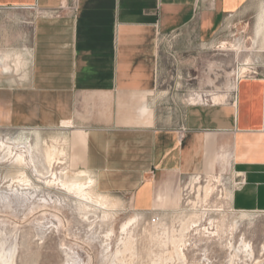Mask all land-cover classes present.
<instances>
[{"label":"crops","instance_id":"crops-1","mask_svg":"<svg viewBox=\"0 0 264 264\" xmlns=\"http://www.w3.org/2000/svg\"><path fill=\"white\" fill-rule=\"evenodd\" d=\"M0 9L28 15L32 30L26 75L0 70V125L71 129L76 172L138 212L169 203L182 178L227 168L229 208L264 213V72L250 66L264 58V0H0ZM247 15L252 50L221 44L240 62L231 94L187 102L158 91L161 39L180 33L204 47Z\"/></svg>","mask_w":264,"mask_h":264},{"label":"rangeland","instance_id":"rangeland-1","mask_svg":"<svg viewBox=\"0 0 264 264\" xmlns=\"http://www.w3.org/2000/svg\"><path fill=\"white\" fill-rule=\"evenodd\" d=\"M249 16L227 23L204 47L189 45L180 33L161 39L158 91L166 96L179 94L187 102L208 99L211 95H204L211 92L231 94L232 84L241 77L237 74L240 62L233 59V52L222 51L221 44L229 41L242 50H252ZM31 32L28 15L20 17L13 10L0 9V57L7 56L0 64L10 67L5 76L17 79L26 75ZM250 66L254 74L264 72V58L254 57ZM34 128H39L47 145L63 151L53 164L55 176L42 155V144L32 151V157L25 152L27 142L35 144L34 134L28 133ZM72 134L68 128L0 125V254H12L13 264H264V213L229 208L235 181L229 169L211 174L219 180L213 182L211 196L204 198L197 188L206 184V175L182 178L167 197L169 203L164 200L148 213L136 211L127 196L97 192L92 176L86 173L91 183L86 178L81 182L86 183L93 201H85L60 188V176L83 169L82 151L69 143ZM20 152L27 159L24 165L14 161ZM153 216L161 218L158 224L151 223ZM181 227L187 228L185 261L173 253V240L181 237ZM216 227L218 236L211 233ZM230 244L244 248L232 262Z\"/></svg>","mask_w":264,"mask_h":264},{"label":"bare ground","instance_id":"bare-ground-1","mask_svg":"<svg viewBox=\"0 0 264 264\" xmlns=\"http://www.w3.org/2000/svg\"><path fill=\"white\" fill-rule=\"evenodd\" d=\"M234 48H235V46H234ZM249 59V58H248ZM247 59V60H248ZM250 60V59H249ZM0 62H2V60H0ZM244 64H246V63H244ZM9 66H8V64H6V63H3V64H0V69L2 70V69H9L8 68ZM242 72V71H241ZM208 95H210V94H208ZM202 96L203 95H198V97H200V98H202ZM211 98L213 99V100H215V101H221L223 98H224V95H218V94H215V93H213L212 94V96H211ZM39 129V128H38ZM38 129H30L29 131H28V133H30V134H34V136H35V144H34V146H32L31 144H30V142H27V149L25 150V152L26 153H29L30 154V157H32V151L33 150H37L38 149V146H41V144L43 145V147H42V155H43V157H44V159H45V161H46V163H47V165L51 168V172H52V174H54V176L56 175V173L54 172V169H53V164H54V162H55V160H57L56 158H57V156L59 155V154H61L63 151H61V150H57V148L54 146V145H47L46 143H45V140H43L42 138H41V136H40V132H39V130ZM21 133L22 134H25V133H27V132H24V130H22L21 131ZM26 136V135H25ZM27 139H28V136H27ZM4 146V145H3ZM58 147H59V145H58ZM35 150V151H36ZM64 150V149H63ZM20 151H22V150H20ZM26 156H24V154H22L21 152L20 153H17L16 155H15V158H14V161H16V163H18V165L19 164H23L27 159L25 158ZM28 158V157H27ZM32 163V162H31ZM60 163V162H59ZM24 165V164H23ZM55 165V164H54ZM35 170H36V172L38 173V170L35 168ZM83 171V170H82ZM207 178H206V184L205 185H199L198 184V186H197V188L198 189H202V193H203V196H204V198H207V197H209V196H211L212 195V193H213V190H214V184H213V182L214 181H219L218 180V176H212V175H208V176H206ZM60 188L62 189V190H65V191H68V192H72V193H74V194H76L77 196H80L81 198H83V200H89V201H93V199H92V197H91V195H90V193L88 192V191H86L85 189H86V187L85 186H87L86 185V183H83V182H81L82 181V179H84V178H86V180L89 182V183H91V178L87 175L86 176V173L85 172H73V173H71V174H69V173H64L63 174V178H62V176H60ZM199 178V176H197V177H195V179H198ZM23 179V178H22ZM21 181H23V180H21ZM28 181V180H27ZM87 181H85V182H87ZM192 181V180H191ZM24 182H25V180H24ZM23 182V183H24ZM26 183V182H25ZM48 183H49V181H48ZM191 186H193V183H192V185ZM91 188V187H90ZM191 189L193 188V187H190ZM197 192H199V191H197ZM96 194V193H95ZM99 194V193H98ZM198 194V193H197ZM196 194V195H197ZM93 195V194H92ZM199 195V194H198ZM198 195H197V198L196 199H200V198H198ZM96 196V195H95ZM196 197V196H195ZM199 197H200V195H199ZM98 198V197H97ZM101 198V197H100ZM99 198V199H100ZM98 199V200H99ZM96 200V199H95ZM202 200V199H201ZM201 200H199V201H201ZM206 200V199H205ZM102 201V200H101ZM104 201V200H103ZM106 201V200H105ZM204 202V200L202 201V203ZM97 203V202H96ZM102 203V202H101ZM94 204V203H93ZM195 204V203H194ZM197 204V203H196ZM101 206V205H100ZM104 207V206H103ZM194 215V214H193ZM158 217V220H156L155 222H151L152 224H155V223H157L158 224V222H159V219H161L159 216H157ZM151 220V219H150ZM162 221V220H161ZM192 221V220H191ZM192 223H193V221H192ZM183 224V223H182ZM194 224V223H193ZM186 225V224H185ZM127 224H125V225H123V230H126L127 229ZM158 226V225H157ZM181 226V225H180ZM160 227V226H159ZM164 227V226H163ZM182 228V227H181ZM205 229V228H204ZM157 230V229H156ZM178 230H181V229H178ZM187 230V228L186 227H183L182 228V230H181V232H180V238H177V239H175V240H173V246H174V248H173V253L175 254V256L178 258V259H180L181 261L183 260V261H185L186 260V255H185V252H184V249H185V246H186V244H185V239H184V233H185V231ZM198 229H196V232L195 233H199L198 231H197ZM206 230V232L207 233H209L208 232V229H205ZM164 232H165V230H164ZM179 232V231H178ZM211 232V231H210ZM167 233V232H166ZM172 233V232H171ZM211 233H213V235H219V233H218V229H217V227H216V229H215V231L214 232H211ZM161 235V234H160ZM162 237V236H161ZM165 237V236H164ZM167 237V236H166ZM172 237V236H171ZM170 237V238H171ZM176 238V237H175ZM168 239V238H167ZM171 240V239H170ZM167 241V240H166ZM160 242V241H159ZM172 242V241H171ZM170 242V243H171ZM249 244V243H248ZM167 245V244H166ZM247 246V244L246 243H244L243 244V247H246ZM166 247V246H165ZM1 248V247H0ZM127 249H130V245H128V247H126ZM229 248H230V254H229V261L230 262H232L233 261V259L234 258H236L237 256H238V254L239 253H241L242 252V249H243V251H244V248H236L235 246H233L232 244H230V246H229ZM1 251V250H0ZM171 251V250H170ZM117 252H119V251H117ZM3 253V252H2ZM251 253V252H250ZM169 256H171V255H169ZM13 255L11 254V255H9V256H6L5 255V253L4 254H0V262H1V264H13ZM171 260V259H170ZM229 262V263H230ZM152 263H153V261H152ZM185 263V262H184ZM153 264H155V261H154V263Z\"/></svg>","mask_w":264,"mask_h":264},{"label":"built area","instance_id":"built-area-1","mask_svg":"<svg viewBox=\"0 0 264 264\" xmlns=\"http://www.w3.org/2000/svg\"><path fill=\"white\" fill-rule=\"evenodd\" d=\"M73 2H75V0H73ZM74 5H75V3L73 4V6H69L70 8H73L74 7ZM156 220H158V217L157 216H153V217H151V222H155Z\"/></svg>","mask_w":264,"mask_h":264}]
</instances>
